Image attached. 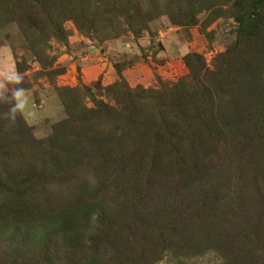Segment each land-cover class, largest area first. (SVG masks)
Here are the masks:
<instances>
[{
	"label": "trees",
	"instance_id": "16d2710c",
	"mask_svg": "<svg viewBox=\"0 0 264 264\" xmlns=\"http://www.w3.org/2000/svg\"><path fill=\"white\" fill-rule=\"evenodd\" d=\"M146 1L150 6L156 4V0ZM99 2L104 3L103 0H0V21L7 18L8 22H25L38 31L48 30L53 38L62 41L67 34L62 22L67 19L80 32L92 33ZM144 4L145 0L105 2L135 35L147 25ZM220 5H230L237 22L232 54L220 55L226 64L224 69L218 67L216 71L201 73L204 67L201 56L189 53L183 57L189 74L168 85L130 87L120 79L101 87L97 81L95 89H103L109 101L86 86L60 90L67 115L63 123L72 122L65 133L102 139L98 156L91 157L90 162L101 173L102 183H98L101 189L111 191L112 201L106 202L98 189L91 193L93 184L88 183L79 196L74 194L80 200L69 195L68 200L56 203L50 217L61 211L59 217L65 219L52 232L59 237L58 245L48 240L46 250L31 259V264L46 261L48 256L49 264L61 260L63 255L74 261L79 253L78 264H86L82 262L86 259L90 260L88 264H149L163 251L183 257L208 249L226 256L223 264H253L255 248L262 244L253 237L247 239L250 249L243 250L241 244H246L252 229L250 223L255 222L246 221L245 227L233 232L230 230L233 214L227 209L233 211L232 205L237 201L249 211V179L264 180V156L260 157L264 155V83L253 86L251 91H239L242 79H255L261 67L257 50L264 47V0H189L181 14L186 24L194 25L197 6H205L217 16L216 6ZM259 38L262 40L255 50ZM253 62L258 63L252 69L248 66ZM243 64L249 68L244 77L239 68ZM114 68L118 72L117 66ZM225 73L233 76L228 80L230 83L223 80ZM82 95L89 98L91 107L82 102ZM241 95L245 96L243 106L238 105ZM4 100L7 102L8 98ZM223 100L233 107L222 110ZM13 114L12 123L24 130L22 119L16 112ZM225 136L244 140L232 142L230 148L237 155L239 167L233 168L230 163L228 148L221 159L214 151L199 154L198 148L205 139L213 143L214 139H226ZM118 139L146 141L142 148L127 155L119 148ZM13 147L9 140L0 138V239L6 233L5 240L11 244L17 243L15 230L20 219H29L31 213L44 210L47 202L46 198L31 197L34 193L31 191L42 185L44 171H39L42 167H33L35 163L25 160L12 161ZM12 164L14 169L9 171ZM242 164L247 170L236 174L237 169H243ZM233 172L236 181H232ZM254 184L259 194L261 187L258 182ZM23 206L31 210L24 211ZM33 215L42 218L40 212ZM93 215L97 222L92 224ZM17 245L4 252L3 263L21 264L18 262L26 251L19 250Z\"/></svg>",
	"mask_w": 264,
	"mask_h": 264
},
{
	"label": "rangeland",
	"instance_id": "374dc122",
	"mask_svg": "<svg viewBox=\"0 0 264 264\" xmlns=\"http://www.w3.org/2000/svg\"><path fill=\"white\" fill-rule=\"evenodd\" d=\"M103 1L104 3L99 2L100 8L95 16L96 23L92 33L80 32L74 22L67 19L62 22L67 33L62 41L53 38L48 30L38 31L25 22H8L7 18H1L0 21V138L9 140L10 145L14 146L13 159L35 163L33 167L36 168L42 167L39 169L44 171L41 176L42 185L31 191L34 192L31 197L46 198L47 201L44 210L31 213L29 219H20L18 222L15 230L17 243L13 244H18L16 247L19 250L26 251L24 258L18 260L21 264H31V259L41 250H46L48 240L51 239L53 244L58 245L59 237L52 232L60 228L65 219L59 217L61 211L50 217L56 203L68 200L69 195H72L71 198H75L74 194L79 196L88 183L93 184L90 192L100 190L106 202H109L112 195L110 190L105 191V187L100 188L98 181L102 183L101 173L90 162L93 156H98L97 148L102 139H87L65 133L70 130L72 122L68 125L63 123L66 122L67 115L59 97L60 90L65 87L86 86L92 93L103 94L102 98L109 101L103 89H95L97 81L101 87L120 79L130 87L156 88L161 83L168 85L189 74L190 70L183 59L186 54L197 53L201 56L204 62L201 73L206 70L216 71V68H222L225 64L220 55L232 54L237 40V22L230 5L216 6L219 13L217 16L205 6H197L194 10L195 24L189 25L181 14L189 0H156V9L145 0L142 10L147 13V25L135 35L123 18L117 12L110 11L108 4L105 5L106 0ZM261 40L259 38L256 41L255 50L259 48L257 45ZM257 52L261 56L258 61L261 66L259 72L253 80L241 78L242 88L239 86V91H251L253 86L264 83V47ZM258 62H253L248 67L256 68ZM242 66L239 68L241 67L244 77L249 68L245 67L246 64ZM232 78L231 74L225 73L223 80L230 83ZM4 97L8 98L7 102ZM240 98L238 105L243 106L245 96L241 95ZM81 100L87 107L93 105L85 95H82ZM220 107L225 111L233 105H226L223 100ZM13 111L24 122V130L12 123L15 118ZM224 138L226 139H214L213 143L205 139L202 147L198 148L199 154L214 151L221 159L228 148V154L232 156L230 163L234 164L233 168L236 165L239 167L235 161L237 155L230 148L232 142L240 140L242 143L244 140L228 139L227 136ZM144 141L146 139H118L119 148L127 155L142 148ZM261 156L264 155L260 154ZM14 166L12 164L9 171ZM242 167L243 169L240 167L236 170V174L247 170L243 164ZM232 174V181H236L235 173ZM113 177L111 175V179ZM254 179H249V211L243 205L236 204L237 201L232 205L233 211L227 210L233 214V226L230 229L233 232L237 233L245 227L246 221L255 222H249L251 233L248 232L246 244L241 245L243 250L250 249L248 237H253L256 243L262 244L255 248L253 264H264V180ZM257 182L261 187L259 194L254 184ZM74 200L80 198L76 197ZM238 206L240 207L237 208ZM30 208L23 209L29 211ZM39 212L42 214L40 219L33 215ZM95 217L93 215L90 219L92 224L97 222ZM5 236L6 233H3L4 239H0V264H10V261L3 263L6 258L4 252L13 245L5 240ZM79 254L74 256V261L63 255L61 260L57 259L53 263L78 264ZM81 257L82 254L79 258ZM48 258L49 256L47 260ZM47 260L38 264H49ZM225 260L227 258L222 253L210 249L183 257L163 251L149 264H223ZM82 262L88 264L90 260Z\"/></svg>",
	"mask_w": 264,
	"mask_h": 264
}]
</instances>
